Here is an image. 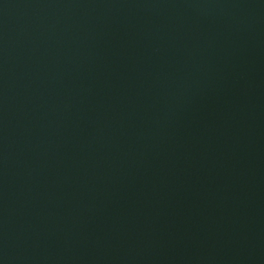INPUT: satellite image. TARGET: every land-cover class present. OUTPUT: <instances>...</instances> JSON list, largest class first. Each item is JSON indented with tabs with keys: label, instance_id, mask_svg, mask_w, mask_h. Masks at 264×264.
Listing matches in <instances>:
<instances>
[{
	"label": "water",
	"instance_id": "95a60500",
	"mask_svg": "<svg viewBox=\"0 0 264 264\" xmlns=\"http://www.w3.org/2000/svg\"><path fill=\"white\" fill-rule=\"evenodd\" d=\"M0 264H264V0H0Z\"/></svg>",
	"mask_w": 264,
	"mask_h": 264
}]
</instances>
